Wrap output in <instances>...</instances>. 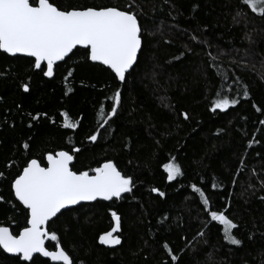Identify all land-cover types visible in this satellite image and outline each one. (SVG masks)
I'll list each match as a JSON object with an SVG mask.
<instances>
[{
    "label": "trees",
    "instance_id": "trees-1",
    "mask_svg": "<svg viewBox=\"0 0 264 264\" xmlns=\"http://www.w3.org/2000/svg\"><path fill=\"white\" fill-rule=\"evenodd\" d=\"M56 2L79 8L130 0ZM136 3L146 31L125 82L90 61L85 48L58 63L52 78L35 68L34 58L0 50V225L14 235L28 226L29 210L12 184L29 160L46 166L49 152L64 150L75 154L74 171L111 159L135 183L121 199L82 203L48 223L58 241L49 239L47 248L63 246L73 264H264V15L244 0ZM117 90V115L103 124L98 112L103 107L107 118ZM218 97L239 103L213 112ZM65 112L79 121L77 128L64 126ZM172 158L184 175L170 181L163 165ZM193 183L208 196L211 211L226 210L238 225L233 233L241 245L224 240L223 225L210 219ZM113 211L121 217L113 234L121 243L106 245L99 238L115 227ZM0 264L55 263L40 255L25 261L0 247Z\"/></svg>",
    "mask_w": 264,
    "mask_h": 264
},
{
    "label": "snow or ice",
    "instance_id": "snow-or-ice-1",
    "mask_svg": "<svg viewBox=\"0 0 264 264\" xmlns=\"http://www.w3.org/2000/svg\"><path fill=\"white\" fill-rule=\"evenodd\" d=\"M244 3L254 13L264 15V0H244ZM142 16L143 10L136 0H130L123 6L116 4L79 8H63L56 0H0V50L12 55L23 53L34 57L35 68L40 69L43 75L53 77L57 62L64 60L78 45L83 46L88 50V59L107 65L119 81L125 82L134 70L138 53L142 49V38L146 31L139 18ZM208 55L210 60L216 59L211 53ZM45 64L46 71L42 67ZM72 74V71L68 72L69 77ZM261 78L264 79V76ZM22 87L26 92L29 90L27 83ZM243 95L249 96L247 86ZM112 100L107 118H104L103 107L98 112L103 124H107L117 115L121 104L119 90L115 92ZM238 103L237 99L218 97L211 111L227 110ZM181 115L185 120L189 119L187 112ZM64 116L65 127H78L79 121L72 122L67 119V112ZM34 119H39V114ZM98 134H93L89 139L95 142ZM23 147L27 149L29 144L24 143ZM79 151L80 149H75V152ZM74 160V153L62 150L47 154L46 167L37 159L27 162L12 187L15 197L30 212L28 226L15 235L9 227L0 226V247L8 253L19 254L25 261H31L34 253H42L52 261L73 264L72 256L63 246L57 244L56 250L45 247V241L49 237L52 241H58L56 231H48V222L57 217L62 209H69L81 201H94L98 197L105 200L119 199L123 194L131 193L135 187L133 176L122 173L117 163L111 159L89 171H74ZM163 167L170 181L184 175L175 158ZM3 175L0 172V177ZM261 185L264 187V181H261ZM216 187L213 183L212 188ZM191 188L202 199L210 219L223 225L224 240L233 245H241L242 240L233 233L238 225L225 214L226 210L211 211L210 201L204 190L195 183L191 184ZM153 191L164 195L159 189ZM3 200L4 197L0 196V201ZM111 215L115 220V227L102 234L99 239L106 245H118L121 237L113 234L120 229L121 217L115 211ZM198 234L204 235L203 232ZM164 247L169 252L172 251L167 243ZM171 260L178 261L179 257L172 255Z\"/></svg>",
    "mask_w": 264,
    "mask_h": 264
},
{
    "label": "water",
    "instance_id": "water-1",
    "mask_svg": "<svg viewBox=\"0 0 264 264\" xmlns=\"http://www.w3.org/2000/svg\"><path fill=\"white\" fill-rule=\"evenodd\" d=\"M76 48H84L83 46H77ZM75 48V49H76ZM75 49H73V51L75 50ZM2 52H4L3 50H1ZM72 51V52H73ZM4 53H6V52H4ZM140 53V52H139ZM139 53H138V56H139ZM6 54H8V55H10V56H26V57H31V58H34V57H32V56H29V55H27V54H23V53H18V54H16V55H12V54H9V53H6ZM70 54L71 53H69V55L68 56H70ZM68 56H66L65 58H64V60L68 57ZM35 59V58H34ZM64 60H62V61H58L57 62V64L58 63H61V62H63ZM91 61V60H90ZM93 62V61H92ZM94 63H98V64H101V65H103L101 62H94ZM56 64V65H57ZM103 66H105V67H107V68H109L107 65H103ZM135 66V65H134ZM110 69V68H109ZM111 70V69H110ZM112 71V70H111ZM113 72V71H112ZM114 73V72H113ZM115 74V73H114ZM48 78H52V77H48ZM121 82V81H120ZM64 151V150H63ZM59 152V151H58ZM57 153V152H56ZM42 166H44V165H42ZM47 166V165H46ZM45 166V167H46ZM14 183V182H13ZM13 191H14V189H13ZM127 193H125V194H123V196L124 195H126ZM15 195V194H14ZM17 199V198H16ZM113 199H117V198H113ZM119 199H121V198H119ZM18 200V199H17ZM97 200H105V199H103V198H101V197H98L96 200H94V201H81L79 204H77V205H72V206H70V208H73V207H75V206H78V205H80V204H82V203H92V202H95V201H97ZM19 201V200H18ZM109 201V200H108ZM20 202V201H19ZM21 203V202H20ZM22 204V203H21ZM23 205V204H22ZM24 206V205H23ZM25 208H26V206H24ZM27 209V208H26ZM64 210H66V209H62L61 210V212L62 211H64ZM60 213H58L57 214V216L59 215ZM54 218H56V217H54ZM54 218H52L51 220H53ZM29 219H30V212H29ZM50 220V221H51ZM49 221V222H50ZM48 222V223H49ZM0 226H5V225H0ZM6 227H8V226H6ZM10 228V227H9ZM11 229V228H10ZM47 229H48V224H47ZM49 239H50V237H49ZM49 239H47L46 241H45V247L47 248V242H48V240ZM3 249V248H2ZM48 250H50L49 248H47ZM4 250V249H3ZM56 250V249H55ZM7 254H9V255H11V256H20L19 254H14V253H8L6 250H4ZM36 255H40V256H42V257H44V258H47V259H49L52 263H55V264H63V262L62 261H52L51 260V258L50 257H45V256H43V254L42 253H34L33 254V258L36 256ZM21 258L23 259V257L21 256Z\"/></svg>",
    "mask_w": 264,
    "mask_h": 264
}]
</instances>
